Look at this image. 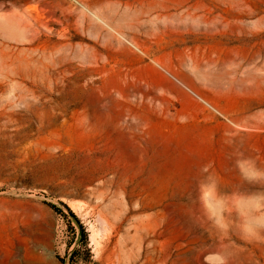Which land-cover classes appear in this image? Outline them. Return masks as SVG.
I'll use <instances>...</instances> for the list:
<instances>
[{"label":"rangeland","instance_id":"rangeland-1","mask_svg":"<svg viewBox=\"0 0 264 264\" xmlns=\"http://www.w3.org/2000/svg\"><path fill=\"white\" fill-rule=\"evenodd\" d=\"M0 264H264V0H0Z\"/></svg>","mask_w":264,"mask_h":264},{"label":"trees","instance_id":"trees-1","mask_svg":"<svg viewBox=\"0 0 264 264\" xmlns=\"http://www.w3.org/2000/svg\"><path fill=\"white\" fill-rule=\"evenodd\" d=\"M69 214H70V216H72V218L75 220V222H76V224L81 228V226H80V224H79V221L74 217V215L69 211ZM82 230V234H81V236H80V240L82 241V237H83V235H84V232H83V229H81ZM85 245H86V242H85Z\"/></svg>","mask_w":264,"mask_h":264}]
</instances>
